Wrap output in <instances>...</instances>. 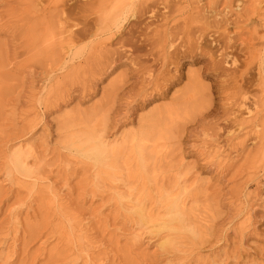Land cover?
<instances>
[{
	"label": "rangeland",
	"instance_id": "1",
	"mask_svg": "<svg viewBox=\"0 0 264 264\" xmlns=\"http://www.w3.org/2000/svg\"><path fill=\"white\" fill-rule=\"evenodd\" d=\"M114 1L0 0V264H264V0H131L89 35ZM88 137L113 169L73 150ZM176 197L194 235L139 223Z\"/></svg>",
	"mask_w": 264,
	"mask_h": 264
},
{
	"label": "bare ground",
	"instance_id": "2",
	"mask_svg": "<svg viewBox=\"0 0 264 264\" xmlns=\"http://www.w3.org/2000/svg\"><path fill=\"white\" fill-rule=\"evenodd\" d=\"M134 8L135 6L134 4H132L131 0H115L113 6L111 7V12L109 11L108 14H100L95 18V20L93 21V27L90 30L89 35L97 36L101 32L108 33V35H110L114 28H119L123 22L127 21L128 19L135 18L136 13ZM175 48V45H173L172 43L171 45H169V48L167 50L174 51ZM162 49L164 50L163 53H168L164 48ZM125 54L128 55L129 53L125 52ZM67 57H70V55L67 54ZM194 76V73H192L189 78L192 80L191 89H194V94L196 95V79L194 78ZM148 78H150L149 85H151L154 90H156L159 86L164 88L168 85V83L169 86L174 84L173 81H166L160 77H156L153 79L151 75H148ZM174 79L178 80V77H174ZM185 98L187 100L191 98L195 99L194 96H185ZM163 116L168 118L171 122L176 121L179 117L177 116V110H170L169 113L163 114ZM163 119L164 118L161 117L159 120H154L155 122L153 124H150L146 129L148 131L146 137L139 140V144L137 145L138 150L136 152L138 153V158L140 161H142L141 144L145 143L146 141L153 140L156 137H158L156 141L160 140L168 130V128H166V124L162 125ZM70 145L77 154L86 159H89L95 165L101 167V170L113 169V162L115 161L116 157H118V152L116 148L113 147L114 143H106L101 138L95 139L94 137H88L84 140L82 139L81 141H71ZM26 159L27 158L22 152H20V150H16L13 153L11 159L12 169L15 172L28 176L30 174V170L28 168ZM135 214L137 215V218L141 225L150 227L153 230L163 231L165 233H168L170 236L179 230L190 233L192 235H194L195 233V230H193L186 224V220H188V213L186 211L185 200H182L178 197L166 199L165 212L162 213L161 218L158 220L152 219V217L149 216L142 208H137ZM166 244H168V246L171 245L170 242H167Z\"/></svg>",
	"mask_w": 264,
	"mask_h": 264
}]
</instances>
